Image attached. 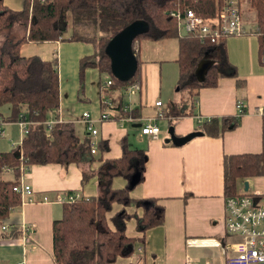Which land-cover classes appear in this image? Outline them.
Returning a JSON list of instances; mask_svg holds the SVG:
<instances>
[{
	"label": "crops",
	"instance_id": "obj_1",
	"mask_svg": "<svg viewBox=\"0 0 264 264\" xmlns=\"http://www.w3.org/2000/svg\"><path fill=\"white\" fill-rule=\"evenodd\" d=\"M3 4L12 10H21L24 0H3ZM241 12L248 31L223 39L227 52V69L235 71V75L221 76L213 86L194 87L182 92L176 88L166 103L161 98L162 94L166 89L171 90L179 77L177 39H139L135 42V54L139 60V88L132 90L134 83L115 89L112 87L113 83L110 87L102 86L109 94L100 98L99 115L104 112L105 107L113 112L108 114L110 119L97 124V151L88 154L92 160L68 165H26L21 162L18 166L21 172L19 182L31 186L33 201L28 202L24 194L23 197L19 193L20 205L11 209L7 219L0 221V264H56L52 227L55 221L61 220L65 205L58 198L68 194H77V201L96 198L99 194L96 172L105 160L121 156V140L124 138L131 149H142L145 154L141 180L129 191L130 197L135 200H155L163 207L164 219L161 225L146 232L137 231L134 217L128 220L125 234L134 241L133 251L129 256L117 257L111 264H186L187 260L197 264L227 263L233 256V239L225 231L223 160L226 155L261 152L264 131V119L259 112L260 108H264V63L260 60L261 45L255 34L256 22L247 25L242 8ZM14 27L22 29L21 36L25 33L21 24L15 23L12 28ZM178 32L186 35L179 29ZM2 34L6 36L5 32ZM69 42V46L64 45L60 39L43 43L28 42L20 47L21 56L37 55L46 61L58 58V65L55 67L59 75L60 104L57 109L47 113L44 122L45 125L53 122L51 127L57 122L74 123L61 110L64 91L67 90L64 67L70 65L72 70V62L75 63L79 79L80 58L96 52L95 47L92 45L95 50L93 53L85 45L88 44L86 42ZM60 49L62 53L69 50L72 52L63 57V68L59 65ZM201 61L214 59L206 56ZM90 70H95L100 85L102 74L93 67L85 70L84 82ZM169 70L172 71L171 78L165 80L164 73ZM106 77L113 81L110 76ZM197 81L201 82L198 79ZM158 100L163 104V117L160 119L153 115L158 111L155 107ZM183 101L181 110L185 114L169 113L170 109ZM239 101L243 104L242 114H239L236 107ZM24 107L22 106L23 109ZM99 115L93 118H98ZM129 117L134 120H128ZM148 117H157V125L163 120L167 121L169 128L167 129V124L163 121V134L159 128L157 138L143 135L140 126ZM215 117L237 118L238 124L218 136L207 135L202 130L203 124ZM81 123L86 128L82 121ZM126 123L131 128H138L139 133L135 136L139 137V148L130 145L129 130L123 129ZM6 124L17 127L16 132L12 131L8 137L4 129ZM46 127L47 130L51 129L47 125ZM0 131V147H3L0 152L19 147L25 136L18 121H9L1 113ZM170 132L176 137L194 136L183 144L175 145L171 141ZM87 133L86 131L84 135ZM100 141L106 143L105 151L99 149ZM84 173H87L86 179H83ZM13 177L15 179L12 168L5 167L0 172L2 180L13 181ZM126 184L127 180L123 177L117 176L112 180L114 189H121ZM236 186V193H264V174L239 180ZM116 210H123L137 217L142 213V209L134 206L115 203L111 212ZM29 225L33 226L34 231L28 243H25L22 239V228ZM2 226H6L7 231H2Z\"/></svg>",
	"mask_w": 264,
	"mask_h": 264
},
{
	"label": "trees",
	"instance_id": "obj_2",
	"mask_svg": "<svg viewBox=\"0 0 264 264\" xmlns=\"http://www.w3.org/2000/svg\"><path fill=\"white\" fill-rule=\"evenodd\" d=\"M248 1L256 11L255 34L262 45L264 0ZM220 3L221 0H24L21 10H12L0 0V31L10 30L15 23L21 24L25 29V33L16 39L6 33L0 45V105L9 104L11 107L12 112L7 120L17 122L25 119L30 122L20 146L0 152V172L9 167L13 169L15 176L13 181L0 179V221L7 219L11 209L20 205L19 193L13 187L19 182L21 172L18 166L21 162L26 165H68L92 160L88 157V135L81 139L76 134L74 123L57 122L47 130L44 124L47 113L57 109L60 104L59 75L55 67L57 60L54 58L46 61L37 55L21 56L20 47L24 43L59 39L91 43L99 54L80 58V85L83 87L85 70L93 67L100 74L110 76L115 89L127 83H137L139 60L137 57L138 65L134 75L126 81H120L111 73L110 60L104 52L105 46L124 27L141 20L147 23L148 29L135 39V53V42L139 39L176 38L179 67L177 89L182 91L213 86L219 77L235 75V71L227 69L224 40L214 44L209 41L201 42L191 34L180 35L176 20L167 12L190 7L198 15L208 17L216 13ZM67 33L68 36H65ZM206 56L213 57L214 61L207 68L203 80L198 82L195 71ZM22 106H25L23 111ZM181 108L182 106L169 108V113L183 115L185 112ZM237 124V118L215 117L205 122L202 130L207 135L218 136ZM99 149L105 151L106 143L100 141ZM121 151L119 158L105 160L98 168V196L65 204L61 220L53 223L52 243L56 264H111L117 257L132 253L134 241L125 234L127 220L116 216L111 219L113 230L107 225L105 216L115 203L142 209L143 216L136 219L138 232H146L163 223V207L155 200H135L129 194L141 180L144 150L131 149L124 138L121 140ZM223 167L226 198L235 196L239 180L263 175L264 131L261 152L226 155ZM86 174L84 173L83 179L87 178ZM135 174H139V180L131 185ZM117 176L127 180L124 188H112V180Z\"/></svg>",
	"mask_w": 264,
	"mask_h": 264
},
{
	"label": "built area",
	"instance_id": "obj_3",
	"mask_svg": "<svg viewBox=\"0 0 264 264\" xmlns=\"http://www.w3.org/2000/svg\"><path fill=\"white\" fill-rule=\"evenodd\" d=\"M241 8L242 0H221L220 6L213 16H200L190 7L173 9L167 13L176 20L177 27L182 33L197 36L201 42L209 41L218 44L221 39L247 32L243 23ZM260 60L264 63V42L261 45ZM112 83L111 79H107L104 85L110 87ZM138 88V83L132 85V90H138ZM162 106L163 104L160 100L155 102V107L158 110L156 116L158 118L163 117ZM236 107L239 114H242V102H237ZM259 112L264 119V108H260ZM157 117L144 119V122L140 126V131L143 135L150 136L151 138L158 137L159 127L155 121ZM110 118L104 112L98 118L91 117L88 112L82 113L81 121L85 124V129L88 132L91 154L97 151V124ZM128 120L133 121L134 118L129 117ZM29 123L25 119L18 121L19 126L24 130L25 134L27 133ZM52 123L50 121L46 125L51 127ZM13 190L20 193L21 196L24 194L28 202L33 201L30 185L19 182L13 187ZM78 199L79 196L77 194H68L66 197H59L58 201L70 204L76 202ZM224 211L226 235L233 239L231 245L233 256L228 259L226 264H264V193L242 191L236 193L233 197H227L224 202ZM1 229L4 232L7 231L6 226H2ZM22 233L23 241L28 243L30 239L29 234L33 233L32 228L24 226ZM186 264L197 263L187 260Z\"/></svg>",
	"mask_w": 264,
	"mask_h": 264
},
{
	"label": "rangeland",
	"instance_id": "obj_4",
	"mask_svg": "<svg viewBox=\"0 0 264 264\" xmlns=\"http://www.w3.org/2000/svg\"><path fill=\"white\" fill-rule=\"evenodd\" d=\"M242 10H243V15H244V20L245 22H247V25H253V22H256V11L254 10V8L250 5L248 0H242ZM246 30L248 31V29L246 28ZM22 29L19 28H11L10 30H2L0 31V45H2L5 36L1 33H10V35L12 36V38L16 39L18 37H20V33H21ZM65 36H68V33L65 34ZM230 37V36H229ZM258 39V38H257ZM62 43H64V45H71L69 41L67 40H63ZM169 43V42H167ZM172 43L173 42L172 40ZM88 45L91 48V51L94 53V48L92 46V44L90 45V43L85 44ZM102 52V50H99ZM61 57L59 59V65L63 68V57L65 56H69L72 52L69 51H64L62 53V50L60 49L59 51ZM95 54H99V52L97 51ZM56 55V54H55ZM208 58L211 60L213 59V57L208 56ZM57 63H58V58H57ZM58 65V64H57ZM96 69V68H95ZM77 68H76V64L72 62V70L70 65H66L64 67V83L65 86L67 88V90L64 91V98L62 100L61 103V110L64 112L65 116H69L71 118L72 121H74V127H75V131L77 133V135L83 139L84 133H86V129L84 128V125L81 123V117H82V113L88 112L91 117H97L101 111L100 109V105H99V101L100 98L103 97L104 98V94H109V92L107 90H103L102 86L104 85L105 81L108 79L106 77V74H102L100 77V85H99V81H97V73L95 72V70H90L88 72V76H85V82H84V87L83 89H80V83H79V79L77 78ZM76 71V74H75ZM74 72V74H73ZM164 78L165 80H168L171 78L172 75V71L169 70L167 72L164 73ZM89 77V78H87ZM101 88H100V87ZM82 87V85H81ZM177 87V83H174V85L172 86L171 90H165L162 94V100L164 103L168 102L171 98V96L173 95V93L175 92ZM182 92V91H181ZM184 95V94H181ZM182 97V96H181ZM127 97L125 96V99ZM186 99V98H184ZM183 102L180 103V105H178L179 107H183ZM103 111L106 114L112 113V109L105 107L103 109ZM11 107L9 108V105L5 104V105H0V113L5 117L8 118L11 115ZM153 115H157V113L154 112ZM152 116V115H151ZM160 119V118H159ZM164 121V120H163ZM163 121H161L158 126L161 129V133L163 134ZM165 124H167V129L168 127V123L167 121H164ZM99 125H97L96 127L98 128ZM5 129V133L8 135L13 131L16 132L17 127L14 125H5L4 126ZM123 129H127L129 130V137H128V141L130 143L131 146L135 147V148H139L140 145L138 143L139 137L136 138V134L139 133L138 128L134 129L131 128V125L129 123H126L125 126L123 127ZM167 132V131H166ZM134 133V134H133ZM136 135V136H135ZM96 146H98V140L96 142ZM3 148V147H0ZM97 157V156H96ZM14 179V177H13ZM124 188V187H123ZM116 216H122L124 217L127 221L130 220L131 218L134 217V219L136 220L137 218H141L143 216V212L141 214H139V217L135 216V214H129L128 212H125L123 210L121 211H110L109 213L106 214L105 218H106V222L107 225L109 226L110 229L113 230V225L111 223V219L113 217ZM126 221V222H127ZM26 227H30L32 228V230L34 231V228L32 225L26 226ZM31 236V234H29V237ZM23 239V236H22ZM24 240V239H23Z\"/></svg>",
	"mask_w": 264,
	"mask_h": 264
},
{
	"label": "water",
	"instance_id": "obj_5",
	"mask_svg": "<svg viewBox=\"0 0 264 264\" xmlns=\"http://www.w3.org/2000/svg\"><path fill=\"white\" fill-rule=\"evenodd\" d=\"M148 29L146 22L136 20L124 27L120 32L115 34L106 44L104 52L110 60V70L112 75L120 80L126 81L134 75L137 68V57L133 50V43L135 39L145 33ZM213 61H200L195 71L197 79L202 81L207 68ZM171 141L175 145L183 144L191 139L193 135L184 137H176L172 132ZM139 180V174L133 175L131 185H135ZM248 189L247 183L245 190Z\"/></svg>",
	"mask_w": 264,
	"mask_h": 264
}]
</instances>
